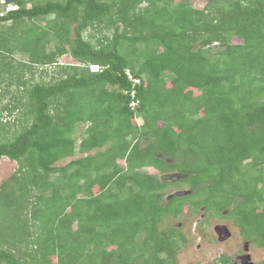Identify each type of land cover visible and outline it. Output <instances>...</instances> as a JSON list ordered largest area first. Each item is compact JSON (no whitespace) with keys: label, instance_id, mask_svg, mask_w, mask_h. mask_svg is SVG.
Segmentation results:
<instances>
[{"label":"trees","instance_id":"16d2710c","mask_svg":"<svg viewBox=\"0 0 264 264\" xmlns=\"http://www.w3.org/2000/svg\"><path fill=\"white\" fill-rule=\"evenodd\" d=\"M2 158L0 264H177L185 207L264 248V0H0Z\"/></svg>","mask_w":264,"mask_h":264},{"label":"rangeland","instance_id":"374dc122","mask_svg":"<svg viewBox=\"0 0 264 264\" xmlns=\"http://www.w3.org/2000/svg\"><path fill=\"white\" fill-rule=\"evenodd\" d=\"M189 2L194 8L202 9L207 3V0H189ZM2 8L6 10L7 7L1 3V9ZM9 8L10 7L7 9ZM233 41L235 43L238 42L236 39H233ZM16 57L18 59H24V57L19 54H17ZM60 63L72 64L73 60L69 55H65L60 58ZM138 123H142L140 118H138ZM85 128L86 125L77 127L75 134L77 143L85 137L83 132ZM80 156L83 155L77 153L74 158ZM71 159L72 158L61 160L57 162V165H65ZM16 168L17 165L14 161L7 158L0 159V185L16 170ZM181 190L187 189H183L181 186H171L168 188L167 192L173 195L176 191ZM222 214H224V212H222ZM200 219H202L200 216L193 217L189 209L185 207L184 212L178 219L168 220V226H171L172 223H175L177 226V223H180L182 232L187 237V243L182 247L177 256V264H213L221 255L230 257L234 264H259L264 261V248L250 243L246 245L238 229L233 226L229 219L211 217L205 225L199 228ZM220 226H227L231 232V236L228 239H219L221 235L218 234L216 228H220Z\"/></svg>","mask_w":264,"mask_h":264},{"label":"water","instance_id":"95a60500","mask_svg":"<svg viewBox=\"0 0 264 264\" xmlns=\"http://www.w3.org/2000/svg\"><path fill=\"white\" fill-rule=\"evenodd\" d=\"M186 177V175L178 173V172H170V173H165L163 175H161V179L166 182V183H176L177 181L184 179ZM190 193V191L188 190H181V191H176L174 193V195L177 196H184V195H188ZM216 230L218 231V234L221 235V237H219V239H228L231 236V232L229 231V229L227 228V226H220L216 228ZM247 245V242H246Z\"/></svg>","mask_w":264,"mask_h":264},{"label":"built area","instance_id":"2783aa9c","mask_svg":"<svg viewBox=\"0 0 264 264\" xmlns=\"http://www.w3.org/2000/svg\"><path fill=\"white\" fill-rule=\"evenodd\" d=\"M10 8L13 9V7H10ZM10 8H9V9H10ZM90 68H91L92 70H96V69H98V66L91 65ZM126 73L128 74L129 79H132V76H130L128 72H126ZM136 81H137V80H136ZM132 94H133V92H132ZM130 105H131V107H135V106L137 105V103H136L135 101L132 100V102H131Z\"/></svg>","mask_w":264,"mask_h":264},{"label":"clouds","instance_id":"9594fccd","mask_svg":"<svg viewBox=\"0 0 264 264\" xmlns=\"http://www.w3.org/2000/svg\"><path fill=\"white\" fill-rule=\"evenodd\" d=\"M90 66H91V65H90ZM90 66H89L90 71H92V72H97V71H99V66H98V65H95V66H98V69H96V70H92V69L90 68ZM177 226H180V223H179V224L177 223Z\"/></svg>","mask_w":264,"mask_h":264}]
</instances>
